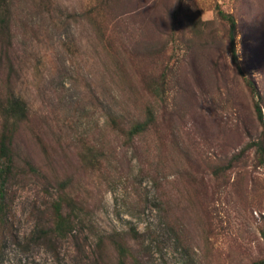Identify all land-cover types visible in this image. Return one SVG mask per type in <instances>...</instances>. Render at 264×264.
<instances>
[{"label":"rangeland","instance_id":"rangeland-1","mask_svg":"<svg viewBox=\"0 0 264 264\" xmlns=\"http://www.w3.org/2000/svg\"><path fill=\"white\" fill-rule=\"evenodd\" d=\"M5 5L27 114L1 186L0 264H116L111 233L125 264L264 258V163L253 148L231 159L264 145V0ZM217 6L233 17L235 60ZM58 195L75 201L61 235Z\"/></svg>","mask_w":264,"mask_h":264},{"label":"trees","instance_id":"trees-1","mask_svg":"<svg viewBox=\"0 0 264 264\" xmlns=\"http://www.w3.org/2000/svg\"><path fill=\"white\" fill-rule=\"evenodd\" d=\"M217 16L227 23L229 50L232 60H235V51L233 43L234 20L230 13L224 12L218 6L216 7ZM12 40L8 7L5 5V0H0V198L1 186L7 180L8 174L13 166L12 144L15 133L20 123L26 118L27 108L22 99H20L13 90V75L16 72L15 63L11 60ZM241 73V71H240ZM250 92L257 96L255 86L251 80L244 78ZM254 111L258 120L261 122L263 129L264 123L261 119L259 106L254 103ZM149 113V112H148ZM150 122L147 117L142 121L132 123L127 133L132 136L143 132ZM253 148L256 160L259 164L264 163V145L261 139L250 140L240 149L231 159H237L239 155L246 149ZM229 165L227 163L224 168ZM58 189L64 188V181L57 183ZM62 194V192H60ZM75 201L73 199H63L58 195L56 200L51 203V227L50 231L56 234H65L71 229L72 215L74 214ZM1 208V207H0ZM132 230V229H131ZM47 233L46 231L42 232ZM138 233L131 231V238L138 237ZM109 244L120 258L116 264H125V259L128 256L127 241L119 236V233H111L107 237ZM252 264H264V258L253 262Z\"/></svg>","mask_w":264,"mask_h":264}]
</instances>
